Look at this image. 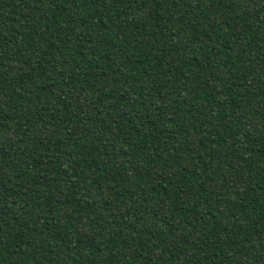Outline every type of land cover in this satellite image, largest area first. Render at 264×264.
Listing matches in <instances>:
<instances>
[{
  "label": "trees",
  "instance_id": "trees-1",
  "mask_svg": "<svg viewBox=\"0 0 264 264\" xmlns=\"http://www.w3.org/2000/svg\"><path fill=\"white\" fill-rule=\"evenodd\" d=\"M0 264H264V0H0Z\"/></svg>",
  "mask_w": 264,
  "mask_h": 264
}]
</instances>
